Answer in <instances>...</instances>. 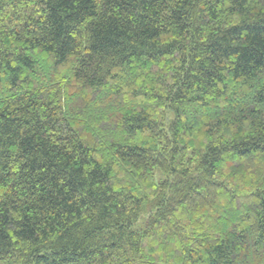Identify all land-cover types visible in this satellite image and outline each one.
Segmentation results:
<instances>
[{
	"label": "trees",
	"instance_id": "16d2710c",
	"mask_svg": "<svg viewBox=\"0 0 264 264\" xmlns=\"http://www.w3.org/2000/svg\"><path fill=\"white\" fill-rule=\"evenodd\" d=\"M0 264H264V0H0Z\"/></svg>",
	"mask_w": 264,
	"mask_h": 264
}]
</instances>
